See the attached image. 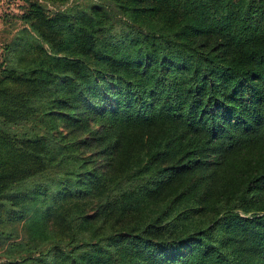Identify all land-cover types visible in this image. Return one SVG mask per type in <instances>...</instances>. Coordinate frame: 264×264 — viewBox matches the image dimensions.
I'll use <instances>...</instances> for the list:
<instances>
[{
    "label": "trees",
    "instance_id": "trees-1",
    "mask_svg": "<svg viewBox=\"0 0 264 264\" xmlns=\"http://www.w3.org/2000/svg\"><path fill=\"white\" fill-rule=\"evenodd\" d=\"M23 1L0 264H264V0Z\"/></svg>",
    "mask_w": 264,
    "mask_h": 264
},
{
    "label": "rangeland",
    "instance_id": "rangeland-1",
    "mask_svg": "<svg viewBox=\"0 0 264 264\" xmlns=\"http://www.w3.org/2000/svg\"><path fill=\"white\" fill-rule=\"evenodd\" d=\"M42 3H45L44 0H41ZM53 4H58L57 6H60L59 0H56L53 2ZM25 2L23 0H0V43L2 41H6L10 38V36L15 31V27L19 26L20 20L18 15H20L21 11L24 9ZM51 7V5H50ZM61 126V130L68 131L66 125L64 123H59ZM97 127L96 123H91L88 129ZM80 137H86L87 132L80 131L78 134ZM99 141L92 140L90 142V146L84 147L83 152L85 154H91V155H97L96 151L100 148V145L98 144ZM96 164L99 166L100 170H106V171H113L114 170V161L113 159L106 158L104 154H99L95 157ZM126 222H118L116 224V228H123L125 226ZM18 229L20 228L21 224H17Z\"/></svg>",
    "mask_w": 264,
    "mask_h": 264
}]
</instances>
